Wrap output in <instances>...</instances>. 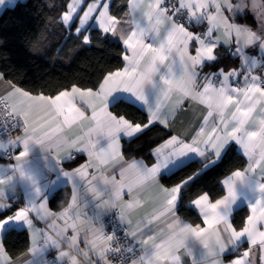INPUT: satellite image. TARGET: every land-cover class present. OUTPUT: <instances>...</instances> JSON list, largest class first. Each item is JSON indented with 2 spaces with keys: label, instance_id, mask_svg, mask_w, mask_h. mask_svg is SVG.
<instances>
[{
  "label": "snow or ice",
  "instance_id": "snow-or-ice-1",
  "mask_svg": "<svg viewBox=\"0 0 264 264\" xmlns=\"http://www.w3.org/2000/svg\"><path fill=\"white\" fill-rule=\"evenodd\" d=\"M110 3L67 0L59 18L84 45L93 26L123 44V67L92 87L33 94L0 72V264H264V0H127L123 18ZM249 15L256 28L237 22ZM222 45L238 67H217ZM121 104L138 106L145 120L112 110ZM191 104L203 114L190 137L170 135L150 163L125 158L122 140L169 128ZM233 147L246 166L221 181L226 194L193 198L201 222H188L182 191ZM197 159L199 170L162 183ZM64 189L66 205L53 210ZM241 200L248 215L237 227ZM18 229L29 246L14 258L3 237Z\"/></svg>",
  "mask_w": 264,
  "mask_h": 264
},
{
  "label": "trees",
  "instance_id": "trees-1",
  "mask_svg": "<svg viewBox=\"0 0 264 264\" xmlns=\"http://www.w3.org/2000/svg\"><path fill=\"white\" fill-rule=\"evenodd\" d=\"M66 2L67 0H24L17 2L21 7H6L0 13V72L5 74L7 80L33 94L43 92L53 95L74 84L82 88L92 87L104 73L122 66L123 49L119 41L91 28L89 35L92 44L84 45L76 35L64 30L59 18L65 10L63 5ZM126 11L127 0H111L112 15L123 18ZM237 19L252 27L256 26L251 15ZM221 56L219 64L234 67L235 62L225 50H222ZM112 110L137 122L146 118L145 112L131 104H121ZM169 135L165 128L156 125L138 139L123 141L125 157L142 156L150 163L151 149ZM246 163L242 154L233 147L222 162L203 172L195 183L182 191L183 201L179 215L188 222L200 223L197 212L189 206L190 201L204 192H208L213 200L221 197L224 190L220 180L234 170L243 169ZM201 167L198 160H193L162 182L174 185ZM59 193L64 196L62 204H66L68 189L60 190ZM246 213L244 207L235 211L234 222L237 226H241ZM3 240L13 257L21 254L28 246V238L23 230L8 232Z\"/></svg>",
  "mask_w": 264,
  "mask_h": 264
},
{
  "label": "crops",
  "instance_id": "crops-1",
  "mask_svg": "<svg viewBox=\"0 0 264 264\" xmlns=\"http://www.w3.org/2000/svg\"><path fill=\"white\" fill-rule=\"evenodd\" d=\"M19 1H24V0H16V2H19ZM233 2H236V0H233ZM111 4V3H110ZM7 6H0V13L6 8ZM237 22L238 23H245L244 21H240V20H238L237 19ZM245 24H247V23H245ZM249 25V24H248ZM206 27V24L205 25H201V27ZM250 26V25H249ZM200 27V28H201ZM252 27V26H251ZM257 27V25L255 26V27H253V28H256ZM92 28H95V29H98L99 30V28L98 27H95V26H93ZM200 28L199 27H195V28H192V30L193 31H195V32H200ZM100 31V30H99ZM72 33L75 35V32H74V30L72 31ZM87 34H89V33H87ZM106 35H108L112 40H115V41H119V39H118V37H113L110 33L109 34H106ZM120 42V41H119ZM121 43V45H122V49H123V44H122V42H120ZM222 50H225V52L228 54V57L230 58V59H232L231 58V56L229 55V53H228V51L226 50V47L225 46H221V47H219L218 49H217V52L219 53V56H220V59H221V52H222ZM123 51H124V49H123ZM122 54H123V52H122ZM250 54H254V55H257V56H259V53L258 52H251V50H250ZM233 60V59H232ZM122 61H123V59H122ZM234 62H235V65H234V67H238L239 66V62H238V60H233ZM124 63V62H123ZM123 63H122V66L121 67H123ZM120 67V68H121ZM217 67H223V68H232V67H224L222 64H219L218 63V65H217ZM211 69H206V71H210ZM258 71V70H257ZM7 80V79H6ZM0 90H2V89H0ZM137 108H139L138 106H136ZM140 109V108H139ZM144 112V111H143ZM145 114H146V112H145ZM202 114H203V110H202V108H201V106L200 105H196V104H191V106L190 107H188L185 111H182L181 113H179V114H177V117H176V119H175V121H173L172 123H171V125H170V127L169 128H167L166 130L169 132V134L170 135H172V134H180V135H182V136H185V137H190L193 133H194V131L196 130V128L199 126V123H200V120H201V118H202ZM159 126H161V125H159ZM161 127H163V126H161ZM164 128V127H163ZM169 135V136H170ZM168 136V137H169ZM167 137V138H168ZM166 138V139H167ZM165 140V139H164ZM163 140V141H164ZM123 141H127L126 139H124V140H122V142ZM163 141H161L160 143H158V144H156L152 149H154L155 147H157L159 144H161V143H163ZM152 149H151V152H152ZM238 151H239V149H237ZM240 152V151H239ZM241 153V152H240ZM126 158V157H125ZM131 158H137V159H143L144 160V158L142 157V156H134V157H131ZM131 158H126V159H131ZM245 158V157H244ZM86 159V156H80L78 159H77V161H76V163H74V164H72V165H70V167H75V166H77V164H79V163H83L84 162V160ZM153 159V158H152ZM246 159V158H245ZM198 160V159H197ZM146 162V161H145ZM0 163H6V161H0ZM66 167H69V165H66ZM228 175H230V174H228ZM228 175H226L225 177H223L221 180H220V184H221V181L223 180V179H225ZM163 183V182H162ZM166 186H171V185H166ZM221 186H222V184H221ZM222 188H223V186H222ZM224 190V189H223ZM17 192H19V189L17 190ZM60 191H58V192H56L55 193V197H54V199H51L50 200V204H49V207L50 208H52L53 210H58V209H60V208H62V207H64L66 204H62V202L64 201V196H60V193H59ZM20 193V192H19ZM69 194H70V190L68 189V195H67V199H68V196H69ZM224 194H226L225 193V190H224V193H223V195ZM66 198V197H65ZM189 206H190V203H189ZM246 208V210H247V213H246V215H245V217H244V219L246 218V216L248 215V209H247V206H246V203L243 201V200H241L239 203H238V206H237V208L235 209V211L236 210H238V209H240V208ZM235 211H234V213H235ZM234 213H233V219H234ZM235 223V222H234ZM236 225V224H235ZM37 226L38 227H41V228H44L45 226H46V222H43V221H38L37 222ZM237 226V225H236ZM237 227H239V226H237ZM18 230H23V229H18ZM23 231H25V230H23ZM26 232V235H27V238H28V232L27 231H25ZM28 246H29V243H28ZM28 246H27V248H28ZM80 247L81 248H83L84 247V245H83V243H81V245H80ZM247 247V244H244V245H242V247L238 250V252H236V253H233L232 254V256H229V257H227V259H231V258H234L236 255H238L240 252H242V251H244L245 250V248ZM27 248H26V250H27ZM26 250H24L22 253H26ZM64 250H68L67 249V246H65V248H64ZM56 255V253H55V251H50L49 253H47L46 254V259H52V258H54V256ZM18 256H20V254L18 255ZM17 257V256H16ZM15 258V257H14ZM27 258H30V257H27ZM82 259V258H81ZM185 259V261H186V264H191V259L190 258H188V257H185L184 258ZM257 264H259V261H258V257H257Z\"/></svg>",
  "mask_w": 264,
  "mask_h": 264
},
{
  "label": "built area",
  "instance_id": "built-area-1",
  "mask_svg": "<svg viewBox=\"0 0 264 264\" xmlns=\"http://www.w3.org/2000/svg\"><path fill=\"white\" fill-rule=\"evenodd\" d=\"M205 28H206V27H204V26H203V27H201V28H200V32L202 33V32L205 30ZM16 194H17V195H20V193H19V192H17ZM52 259H53V258H52ZM50 260H51V259H50Z\"/></svg>",
  "mask_w": 264,
  "mask_h": 264
}]
</instances>
